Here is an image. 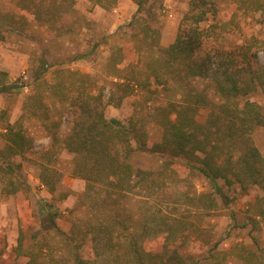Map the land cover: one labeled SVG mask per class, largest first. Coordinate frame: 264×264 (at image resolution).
<instances>
[{
    "label": "trees",
    "instance_id": "obj_1",
    "mask_svg": "<svg viewBox=\"0 0 264 264\" xmlns=\"http://www.w3.org/2000/svg\"><path fill=\"white\" fill-rule=\"evenodd\" d=\"M68 1L0 0V43L14 33L21 34L29 16L40 24L55 26ZM90 1L108 10L118 0ZM133 1L137 10L126 26L140 27L139 32H133L141 35L139 52L140 58H146L145 80L139 81L134 69L125 73L126 68L119 67L124 61L123 42L119 41L113 44L110 56L116 71L108 89L96 87L87 81L89 75L82 74L74 83L64 79L38 83L15 121L6 110H1L0 193L27 198L33 192L17 158L35 150V137L26 120L45 112L43 97L52 93L71 111L72 124L62 139L53 131L50 136L74 154L72 173L86 182L84 195L99 194L101 206L97 210L106 211V215L93 217L77 233L59 223L63 215L59 206L40 201L52 227L70 246L73 263L209 264L219 253L215 251L218 244L207 256L197 257L186 251L180 245L186 234L174 225L180 220L178 217H159L149 229L148 221L128 224L133 218L126 220L122 214L114 213V208L122 203L127 212L122 198L136 194L137 190L153 194L157 189L153 171L144 170L135 159L146 154L163 157L165 167L180 162L202 174L212 190L208 194L212 207L217 204V196L228 205L230 197L225 186L236 184L243 191L256 189L257 215L264 218V156L252 139V132L264 127V101L252 99L256 93L264 94V65L258 63L264 39L258 37L262 29H256L264 26V0H190L176 39L167 47L160 43V26L153 25L164 12V5L149 3L147 7L150 0ZM221 5L231 9L230 15H221ZM155 9L159 10L158 15ZM192 78H209L211 89L198 88L192 84ZM142 82L167 90L177 82L185 83L181 97L162 108L159 142H150L146 130L137 123L106 115L107 106H120ZM18 88L9 82L8 73L0 70V95L17 92ZM204 108L209 110L208 116L201 122L196 116ZM53 125L56 127L55 121ZM38 166L42 185L54 194L62 178L61 170L45 160L38 161ZM79 235L92 244L93 258L82 254ZM157 236H162L163 244L161 250L154 252L148 249L146 241ZM37 238V234L33 236V240ZM251 238L253 243L242 247L245 253L235 245L222 256L226 260L236 258L234 261L264 264V247L254 236ZM26 246L25 234L20 231L14 248L16 255L31 256Z\"/></svg>",
    "mask_w": 264,
    "mask_h": 264
},
{
    "label": "rangeland",
    "instance_id": "obj_2",
    "mask_svg": "<svg viewBox=\"0 0 264 264\" xmlns=\"http://www.w3.org/2000/svg\"><path fill=\"white\" fill-rule=\"evenodd\" d=\"M149 3L164 5V12L153 25L160 26V43L167 47L176 39L190 0H150L147 7ZM220 8L223 17L230 15V8L223 5ZM65 9L55 26L40 24L29 16L27 27L21 34L14 33L0 43V70L8 73L10 83L20 87L17 92L0 95V111L6 110L12 121L21 115L24 101L38 87V83H55L59 79L74 83L82 74H87V81L95 83L98 88L108 89L116 71L110 64V56L113 46L119 41L123 42L124 55L119 67L126 68L125 73L134 69L139 81L145 80L146 58H140L139 52L141 35H134L140 27L132 29L126 26L137 10L133 0H118L108 10L90 0H69ZM155 11L158 15L159 10ZM259 28L262 32L258 33V37L264 39V26H257L256 29ZM119 31L122 34L115 37L114 34ZM229 37L233 39V36ZM82 54L87 55L81 57ZM258 63L264 65V49L259 52ZM191 81L198 88L211 89L209 78H192ZM183 83L172 84L168 90L162 86L156 88L154 84L149 87L146 82L139 83L120 106H107L106 115L137 123L146 130L150 142H159L163 130L162 108L181 97ZM252 99L263 102L264 94L256 93ZM43 100L45 112L26 120L29 131L35 137V150L17 158L23 164L33 192L27 198L0 193V264H28L29 261L31 264H74L70 246L56 233L40 201L59 206L63 213L59 223L77 230V233L93 217L98 216L99 219L106 215L105 210H97L101 206L100 195H84L86 182L72 173L74 154L64 149L60 142H53L50 136V131H53L62 139L69 132L71 111L63 107L52 93L45 94ZM208 111L207 108L201 109L196 118L204 122ZM252 139L264 156V127L256 128ZM135 159L144 170L153 171L157 189L153 194L137 190L136 194L121 199L128 211L123 210L121 203L114 208V213L122 214L126 220L132 217L128 224L148 221V228L151 229L159 217L174 220L178 217L180 220H176L174 225L186 234V240L180 241L186 251L197 257L207 256L211 248L218 244L215 251L219 253L211 262L208 261L209 264H249L244 259L226 260L222 254L235 245L245 253L242 247L253 243L251 236L264 247V218L257 215L256 189L243 191L236 184L225 186L224 190L230 197L228 205L217 196V204L212 207L208 196L212 192L210 184L197 170L180 162L168 163L165 167L163 157L158 156L139 154ZM41 160L62 172L54 194L49 193L39 178L38 161ZM20 231L25 234L31 256L15 255L14 247ZM36 234L38 238L33 240ZM80 235L78 240L83 245L82 254L93 258L92 244L88 239H81ZM162 244V236L146 241L148 249L154 252L161 250Z\"/></svg>",
    "mask_w": 264,
    "mask_h": 264
},
{
    "label": "crops",
    "instance_id": "obj_3",
    "mask_svg": "<svg viewBox=\"0 0 264 264\" xmlns=\"http://www.w3.org/2000/svg\"><path fill=\"white\" fill-rule=\"evenodd\" d=\"M18 237H19V235H18ZM17 241H18V238H17ZM17 245V244H16ZM15 248V247H14ZM15 252V251H14ZM15 255H16V253H15ZM17 256V255H16ZM22 256V255H21ZM28 264H30V261H29V263Z\"/></svg>",
    "mask_w": 264,
    "mask_h": 264
}]
</instances>
